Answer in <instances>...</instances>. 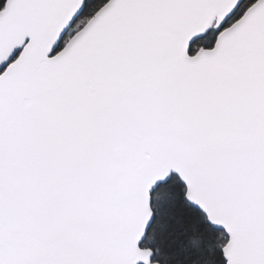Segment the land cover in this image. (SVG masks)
Returning <instances> with one entry per match:
<instances>
[{
  "label": "snow or ice",
  "instance_id": "6c2138e0",
  "mask_svg": "<svg viewBox=\"0 0 264 264\" xmlns=\"http://www.w3.org/2000/svg\"><path fill=\"white\" fill-rule=\"evenodd\" d=\"M0 264H264V0H0Z\"/></svg>",
  "mask_w": 264,
  "mask_h": 264
}]
</instances>
